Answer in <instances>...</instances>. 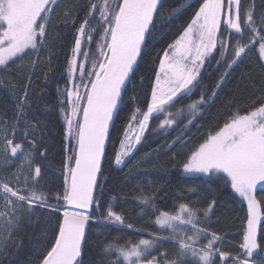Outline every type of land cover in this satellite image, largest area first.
Returning <instances> with one entry per match:
<instances>
[{
	"label": "trees",
	"instance_id": "trees-1",
	"mask_svg": "<svg viewBox=\"0 0 264 264\" xmlns=\"http://www.w3.org/2000/svg\"><path fill=\"white\" fill-rule=\"evenodd\" d=\"M187 1L162 0V7L155 18L156 26L151 30V35H147L135 75L128 81L123 93V103L111 127L97 188L93 193L92 219L81 249L82 264H127L116 251L106 254L105 246L127 249L141 239H151L154 235L162 239L141 257V261L156 257L157 264H169L173 260L179 264L178 244L170 231L161 229L155 221L160 211L175 215L181 204L196 210L199 227L208 234L216 233L222 238L218 242L219 250L229 256L226 260L217 258L215 264H233L232 258L244 255L241 244L247 229L246 201L231 188L230 182L215 177L210 179L205 174H186L183 164L208 134L217 131L233 115L251 111L264 101V62L257 51L259 41L246 50L232 68H228L218 44L217 50L205 64L199 84L191 93L165 108V113H176L182 109L178 120L182 119L186 124L187 120L193 119L188 105L203 95L207 103L198 105L188 130H184V124L180 123L160 129L165 115L160 113L150 119L149 127L134 152L121 166L115 164V156L132 113L137 108L146 111V102L150 100L151 87L154 86L164 50L178 38L203 3V0L195 1L165 24L167 18ZM92 2L98 6L103 4V0ZM88 8L89 0H58L48 14L44 46L38 45V52L29 51L23 59L10 63L7 72L0 73L3 77L0 84V132L3 140L12 139L14 144L20 143L23 153L29 155L32 167H41V177L35 189L48 195L50 198L46 203L52 206H33L28 210L26 205H17L18 224L0 253V264H42L43 257L58 234L63 211L68 207L56 199L57 194H63L65 163L74 146V142L70 143L67 139L65 89L70 88L68 68L76 29L83 22ZM247 9L252 11L259 27L264 16V0H241L242 17ZM69 12V18L65 19V14ZM73 19H76L75 24ZM224 29L225 25L222 24L221 31ZM232 33L229 36L225 32L230 43L228 53L232 51L231 45L237 41L247 43L251 36L248 31L240 35L234 34V31ZM96 39L98 37L90 44V57L93 47L96 48ZM227 59L230 60V57ZM221 77L224 78L222 82ZM213 91L216 92L215 96H212ZM178 138L179 142L173 146ZM6 154L7 158L11 155L10 151ZM18 162L16 159L12 167H0V184H10L8 179L15 173ZM33 186L29 180V188ZM142 197L151 198V204H143ZM255 198L263 219L257 235L259 248L256 251L259 255L254 254L249 258V264H264V187L255 191ZM4 201L0 195V207ZM53 208L59 211H53ZM109 208L123 217V224H114L105 219ZM181 229L184 234H193L190 225H183ZM184 234L176 236L179 238ZM206 242L202 236L195 246L202 247Z\"/></svg>",
	"mask_w": 264,
	"mask_h": 264
},
{
	"label": "snow or ice",
	"instance_id": "snow-or-ice-1",
	"mask_svg": "<svg viewBox=\"0 0 264 264\" xmlns=\"http://www.w3.org/2000/svg\"><path fill=\"white\" fill-rule=\"evenodd\" d=\"M55 4L56 0H0V73L7 72L10 63L23 59L29 51L38 52L39 47L44 46L45 25L49 20L48 14L53 10L51 5ZM160 7L162 0H103L99 6L89 0L88 12L76 29L73 55L69 61L68 75L72 87L65 89L68 105L65 122L67 139L70 143L74 142V146L67 156L63 175L64 191L62 195L57 194V202L63 201L78 210L92 208L109 125L119 116L126 82L135 75L142 44L146 42V34L151 35V30L156 26L155 18ZM240 7L241 0H203L191 22L164 50L159 60L155 85L151 87L150 100L146 102V111L137 108L132 113L124 140L121 141V150L115 156L116 165H121L135 143L140 142L150 119L165 113L166 107L191 93L199 84L201 69L206 59L217 50L218 44L219 51L226 57L228 68L237 64L246 50H250L258 41L260 57L264 60V35L260 34L264 33V16L257 27L252 11H246L242 17ZM69 16L70 12L66 13L65 19ZM72 22L75 24L76 19ZM222 23L225 25L223 32ZM232 30L236 35L248 31L251 36L247 43L237 41L231 45L232 51L228 53L230 43L225 32L231 36ZM95 37H98L95 41L96 51L90 58L84 46L91 44ZM78 57L82 58L79 63ZM90 59V66H87ZM162 78L166 89L161 88ZM223 79L221 77V82ZM2 83L3 77L0 76ZM215 95L213 91L212 96ZM206 103L201 95L198 101L188 105L193 119L198 105ZM181 112L182 109L176 113H165L159 128L180 123L184 124V130H188L193 119L187 120L186 124L182 119L178 120ZM179 139L173 142V146ZM5 151H10L11 156L16 157L23 147L20 143L14 144L12 139H6ZM28 163L31 165L32 161ZM183 169L189 173L206 174L210 179H224L247 201V229L241 244L244 255L232 259L233 264H249V258L254 254L259 255L256 250L259 248L257 226L260 213L253 192L257 184L264 183V101L251 111L233 115L217 131L208 134L204 142L188 156ZM34 172V177L25 178L23 188H13L8 183L0 184L6 206L13 211L17 205H26L28 210L33 206L52 207L46 203L50 197L35 189L41 177V167L37 165ZM14 178L20 182L19 177ZM29 180L34 185L32 188H29ZM151 202V198L142 197L143 204L149 205ZM52 210L59 211L58 208ZM91 219V215L85 211L65 209L63 219L58 223L54 244L43 257L42 264H82L81 246ZM105 219L114 224L124 223L123 217L111 208L107 210ZM155 222L161 229H170L171 237L178 244L179 264H215L217 258L226 260L229 256L219 250L218 242L222 238L216 233L208 234L199 227L196 210L186 204H181L175 215L160 211ZM180 225H190L193 234L177 238V227ZM202 236L207 242L197 248L195 245ZM161 239L154 235L151 239H141L138 244L127 249L106 245L104 251L106 254L116 251L118 257H122L127 264H141V257L156 247ZM146 264H157V258L147 259ZM169 264H177V260Z\"/></svg>",
	"mask_w": 264,
	"mask_h": 264
},
{
	"label": "rangeland",
	"instance_id": "rangeland-1",
	"mask_svg": "<svg viewBox=\"0 0 264 264\" xmlns=\"http://www.w3.org/2000/svg\"><path fill=\"white\" fill-rule=\"evenodd\" d=\"M57 1L58 0H56V2ZM51 7H52V5H51ZM247 11H251V10L250 9H247ZM240 12H241V7H240ZM232 31H234V30H232ZM74 44H75V42H74ZM84 47H85L86 50L89 51L90 44L89 45H85ZM217 47H218V45H217ZM95 51H96V48L93 47V53ZM215 51L211 54V56L215 53ZM257 51L259 53V46L257 47ZM72 55H73V53H72ZM259 55H260V53H259ZM208 58L206 59L205 64H206ZM71 59H72V56H71ZM81 59L82 58L78 57L77 58V62L79 63ZM263 62H264V60H263ZM90 63H91V59L89 60L87 66H90ZM205 64H204L203 68L201 69L200 76H201L202 71H203V69L205 67ZM158 70H159V66H158L157 71ZM157 71H156V73H157ZM78 75H79V73H77V76ZM155 78H156V76H155ZM69 79H70V77H69ZM76 82H79V81L77 80ZM154 85H155V80H154ZM70 87H72V83L71 82H70ZM166 87H167V85L164 84L163 78H162L161 88L166 89ZM81 91H83V89ZM133 128H135V124H133ZM147 129L142 134L141 139H140V142L143 139V137H144ZM130 135H131V133H130ZM124 137H125V134H124L122 140H124ZM4 142H5V139L3 140V136H2V134L0 132V167L1 168L12 167L14 165V160L17 159L19 161L18 162V166L16 168L15 173L12 174L13 176L12 177H9L8 182L10 183L9 184L10 187H13V188H23L24 187L23 181L25 180V178H27L29 176H33L34 177V175H35L34 170L35 169L32 167V165H29V163H28V161H30L29 155L27 153H23V151L21 153H19L16 157H12L10 155L11 158L10 157L7 158V156H6L7 155L6 154L7 152L5 151L6 142L5 143ZM140 142L139 143H135V141L133 140V143H135V147L132 148V151L130 152V154L127 157H129L134 152V150L137 148V146L140 144ZM120 146H121V142L119 144L118 152L121 150V147ZM127 157H124L123 158V161H125L127 159ZM121 165H117V166H121ZM186 174H189V175H198V174H203V173H196V172H190L189 173V172H186ZM14 177H19L20 182L18 183L17 180ZM263 187H264V183L257 184L256 189L253 192V195L255 196V191L257 189L263 188ZM0 195L4 197V194H3L2 189H0ZM12 199H13V201H15V198H12ZM244 201H246V200H244ZM246 203H247V201H246ZM257 210L260 213V222L258 223V226H257V235H258L259 225L261 223V220L263 219V215L261 213V209H260L259 203H258V209ZM0 213H3V215L0 216V253H1L2 250H3V248H4V246L7 244L10 236L12 235L13 231L15 230V228H16V226L18 224L19 213H18L17 206L15 207V211H13V209L11 207H7L6 206V200L4 201L3 205L0 207ZM181 226H183V225H180V226L177 227L176 234H179V233L184 234V232H182ZM165 229H167V228H165ZM167 230L170 231V229H167ZM133 260H135L134 257H133ZM141 264H146V261H141Z\"/></svg>",
	"mask_w": 264,
	"mask_h": 264
},
{
	"label": "water",
	"instance_id": "water-1",
	"mask_svg": "<svg viewBox=\"0 0 264 264\" xmlns=\"http://www.w3.org/2000/svg\"><path fill=\"white\" fill-rule=\"evenodd\" d=\"M195 1H197V0H188L187 2H185L180 8H178L175 12H173V14H171V15L167 18V20L165 21V24L168 23V22H170L173 18H175V17H176L179 13H181L183 10H185L186 8H188L189 6H191ZM147 35H148V34H146L145 41H146ZM143 47H144V44H142V50H143ZM142 50H141V52H142ZM140 55H141V53H140ZM140 55H139L138 58H137V62H138V60H139V58H140ZM135 67H136V66H135ZM127 83H128V81L126 82V86H127ZM123 93H124V92H123ZM123 93H122V95H123ZM112 125H113V123H110V125H109V133H110V130H111ZM109 133H108V136H107L106 141H105V151H106V146H107V142H108ZM104 155H105V152H104ZM103 158H104V157H103ZM103 158H102V161H103ZM102 161H101V165H102ZM98 176H99V174H98ZM97 179H98V177H97ZM67 210H69V211H85L86 214H90L91 208L88 209V210H78V209H74V208L71 207V206H68V207H67ZM87 226H88V225H87ZM87 226H86V229H87ZM86 229H85V232H86ZM82 244H83V242H82ZM81 249H82V246H81Z\"/></svg>",
	"mask_w": 264,
	"mask_h": 264
}]
</instances>
